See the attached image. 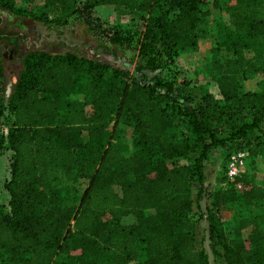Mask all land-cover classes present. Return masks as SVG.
Segmentation results:
<instances>
[{"label": "trees", "instance_id": "16d2710c", "mask_svg": "<svg viewBox=\"0 0 264 264\" xmlns=\"http://www.w3.org/2000/svg\"><path fill=\"white\" fill-rule=\"evenodd\" d=\"M36 1L0 0V7L50 28L74 16L89 24L100 5L145 14L138 56L159 69L197 50L211 9L225 12L233 27L217 23L211 64L262 77L259 90L236 93L221 86L218 99L160 74L140 81L74 53L56 59L44 50L28 52L0 136V149L11 152L8 199L0 203V264H210L194 217L204 198L214 264H264V181L250 171L229 180L221 170L219 184L208 189L205 177L214 149L225 150L222 162L245 149L251 163L264 150V0H42L44 10L35 11ZM2 24L0 15L1 40L17 47L28 39ZM115 108L135 120L129 156L108 130ZM169 110L184 117L186 134L168 131ZM172 158L187 163L169 167ZM148 209L154 213L146 214ZM223 210H233L241 227L251 226L246 239L238 226L228 235ZM129 214L136 220L124 224Z\"/></svg>", "mask_w": 264, "mask_h": 264}, {"label": "rangeland", "instance_id": "374dc122", "mask_svg": "<svg viewBox=\"0 0 264 264\" xmlns=\"http://www.w3.org/2000/svg\"><path fill=\"white\" fill-rule=\"evenodd\" d=\"M24 5L23 1H17L18 7ZM32 8L35 11L44 10L42 0H37ZM207 8L211 9L209 6ZM45 10L52 16V9ZM211 11L212 14L207 25V35L199 39L197 50L184 51L174 62L168 63L164 68L159 69L146 64L138 56L136 41L143 30V18L146 16L143 13L131 12L125 6L120 5H100L93 9L91 13L92 21L89 24L86 23L83 17L74 16L67 25L50 28L31 18L15 15L0 7V15L3 16V29L5 31L22 32L28 37L25 41L19 40L17 47L11 45L5 39H0V58L3 65V75L0 78V107L3 110V115L0 117V136L7 131L10 120L8 101L18 81L24 57L28 52L37 49L47 51L56 59L68 52L74 53L82 60H93L107 64L111 68L127 71L131 78L140 81H149L153 75L160 74L175 80L178 85L201 86L218 99L222 98L221 86L225 90L236 93L259 90L258 81L262 77L261 73L233 72L231 68L211 64V48L215 43L217 23L224 21L230 28L233 27L227 13L214 9H211ZM246 56L250 57V54L247 53ZM232 66H234L232 67L235 68L234 70H237L238 67L235 64ZM111 68L105 72L106 77L111 76ZM187 88H184L182 93L179 94L181 97L185 96ZM167 117L170 123L168 130L170 133L179 136L187 133L184 117L171 110L167 112ZM134 126L135 120L132 116L124 110L117 114V109H114L108 130L113 134V141L119 144L122 153L126 156L134 152ZM261 128L260 131L264 130V121L261 123ZM10 154L9 150L0 149V203L3 204H6L7 200L3 183L10 175ZM224 155L225 150L220 149L219 156L223 158ZM186 163L187 161L183 158H172L167 161L169 167ZM247 164L246 171L255 173L257 181L263 183L264 150L255 158L254 162L251 163L250 158H248ZM221 170L222 164L219 172ZM215 172L207 169L205 173L208 189H214L217 185L215 183L217 173ZM86 185L87 183H83L79 186V194L82 193ZM114 189L119 194L121 193L119 185H114ZM206 204L207 200L204 198L201 201L202 211L195 210L194 217L199 220L201 234L205 237L204 246L209 253L210 264H214L209 247L208 222L204 216ZM251 211L252 213H259L261 209L253 208ZM145 213L152 214L154 209H148ZM233 213V210H223L221 212V216L226 222L228 235L232 237L234 235L232 229H234V226H238L240 235L246 239L251 226L241 227L242 225L238 220H232ZM103 220L109 222L110 217L105 216ZM135 220L136 217L133 214L122 218L124 224H132ZM100 264H106V262L101 260Z\"/></svg>", "mask_w": 264, "mask_h": 264}, {"label": "built area", "instance_id": "2783aa9c", "mask_svg": "<svg viewBox=\"0 0 264 264\" xmlns=\"http://www.w3.org/2000/svg\"><path fill=\"white\" fill-rule=\"evenodd\" d=\"M248 156H249L248 152L245 149L233 151L228 154V156L222 162L223 163L222 170L224 171V174L229 180H234L235 177L239 176L240 174L246 171ZM6 181L7 180H5L3 183V189L7 193L5 189ZM7 199H8V193H7Z\"/></svg>", "mask_w": 264, "mask_h": 264}, {"label": "crops", "instance_id": "0c3cea01", "mask_svg": "<svg viewBox=\"0 0 264 264\" xmlns=\"http://www.w3.org/2000/svg\"><path fill=\"white\" fill-rule=\"evenodd\" d=\"M220 154V148L218 149H214L211 156H210V159L205 163V173L208 169V171H216L215 173L216 174V179L217 177L219 176V168L221 166V163H222V157L219 156ZM210 169V170H209ZM215 183L216 184H219L216 180H215Z\"/></svg>", "mask_w": 264, "mask_h": 264}]
</instances>
